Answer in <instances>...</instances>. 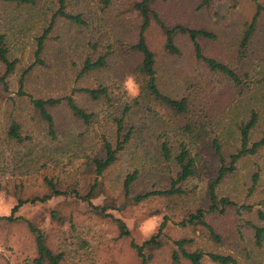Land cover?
I'll list each match as a JSON object with an SVG mask.
<instances>
[{
  "label": "rangeland",
  "instance_id": "1",
  "mask_svg": "<svg viewBox=\"0 0 264 264\" xmlns=\"http://www.w3.org/2000/svg\"><path fill=\"white\" fill-rule=\"evenodd\" d=\"M135 1L139 0H111L101 10L99 0H67L66 10L83 13L88 25L75 27L58 20L43 53L44 65L35 62L33 38L44 27L45 18L56 9L55 0H39L35 6L0 2V33L5 35L9 57L17 60L7 78V90L0 86V216L9 214L18 195L45 193L44 176L62 181L65 187L88 188L96 179L102 191L91 202L122 219L129 229L128 236L119 237L113 221L95 215L87 202L71 196L22 207L23 216L46 232L47 245L63 253V264H140L130 243H140L154 233L164 215L167 219L162 232L167 240L191 238L192 248L230 253L237 264H264V241L261 245L254 242L247 223L249 220L264 226V147L240 159L235 170L217 186L220 196H229L239 207L251 205L253 210L240 207V213L229 210L224 215L210 214L207 220L220 235V243L210 240L199 225L183 227L178 223L186 210L205 206L207 186L219 164L210 146L211 139L218 138L228 160V153L238 143L236 124L247 118L250 110H256L259 116L251 138L257 139L264 130V13L259 16L245 58L239 59L238 38L255 12L254 0H212L208 8L198 7L199 0L153 3L167 25L181 23L213 31L214 40H199L204 55L235 68L241 76L239 88L226 76L209 71L194 58L192 45L184 35L175 40L179 55L169 54L163 47L160 28L154 21L150 23L145 36L155 54L158 88L172 97L189 94L196 107V118L199 110L208 113L206 118H200L204 125L200 132L189 136L183 132L182 122L169 110L139 94L133 71L140 57L130 50L140 23L139 13L132 7ZM257 2L264 6V0ZM105 52H108L105 67L77 77L86 55L95 58ZM30 65L24 90L33 97H61L73 88L101 84L107 86L109 99L92 100L76 92L77 103L94 113V117L86 125L74 118L64 103L58 105L52 113L59 140L47 141L29 97L17 93L21 73ZM3 69L0 62V76ZM128 78L132 80L130 87L126 84ZM137 96L139 105L133 103ZM147 102L154 115L147 110ZM125 104L132 105L126 124H135L137 131L117 161L96 177L91 161L101 154L102 135L113 137L112 118L121 115ZM10 116L21 122L22 134L31 137L25 146L7 138ZM162 140H168L172 147L182 140L196 156V175L186 183L190 192L181 198L153 196L135 202L132 196L136 193L167 187L173 168L159 157ZM134 170L138 175L126 196L122 181ZM257 172L258 179L253 183L252 176ZM258 209L263 212L262 217L256 213ZM52 210L58 212L59 218L51 217ZM170 252L171 244L165 242L153 252L149 264H190L185 259L172 262ZM35 255L34 235L27 223L0 219V264H34ZM204 264L214 263L206 256Z\"/></svg>",
  "mask_w": 264,
  "mask_h": 264
},
{
  "label": "trees",
  "instance_id": "2",
  "mask_svg": "<svg viewBox=\"0 0 264 264\" xmlns=\"http://www.w3.org/2000/svg\"><path fill=\"white\" fill-rule=\"evenodd\" d=\"M66 1L67 0H55L56 9L48 18H45L44 27L34 35L33 55L36 63L43 65L46 64L43 58V53L47 46V41L53 38L50 35L56 28L55 26L58 20H64L68 25L75 27L86 28L88 25L83 13L66 10ZM254 1L255 12L251 19L244 24L238 38L236 50L239 59L245 58L248 45L255 35L259 16L261 13H264V6L260 2H257V0ZM0 2L35 6L39 0H0ZM110 2L111 0H99L101 10H104ZM154 2L155 0H139L133 2L132 4V7L138 11L140 16L136 41L132 42L130 45V50L134 53H138L140 57L133 73L139 84L140 96L148 98L149 101H154V104L159 105V107L164 108L165 110H169L174 117L178 118L182 122L183 132L192 136L193 133L200 132L202 127H204L200 118H206L208 113L206 114L202 110H199V116L196 118V107L194 105L193 98L189 94L172 97L161 92L158 88L155 78V54L149 48L145 36V31L150 23L154 21L160 28L164 37L163 47L169 54L179 55L180 49L175 40L177 36L184 35L192 45L194 58L207 67L209 71L226 76L233 82L234 86L239 88L242 83L241 76L235 68L230 67L215 58L204 55L199 40H214L216 35L213 31L205 27H191L181 23H176L171 26L167 25L160 17L158 11L153 7ZM211 2L212 0H199L198 7L208 8ZM8 52L9 49L5 42V35L0 33V62L4 66L0 76V86L3 91L7 90V78L14 71L17 63L16 59H11L9 57ZM107 54L108 52L99 53L95 58L90 55H86L77 72V77L80 78L91 71L100 70L105 67L108 64L106 57ZM31 68L32 65L23 69L19 78V89L17 93L21 96L29 97L28 99L32 112L43 124L46 132L45 138L47 141L53 142L59 140V131L56 126L55 117L52 113V109L58 105L64 103L72 116L83 124L88 125L94 117V113L87 112L77 103L74 97L76 92L82 93L92 100L109 99L107 86H103L101 84L96 87L73 88L70 93L61 97H33L26 90H24V80ZM133 103L139 105L140 97L137 96L134 98ZM131 107L132 105L125 104L121 115H114L112 118L113 137L102 135L100 148L101 154L91 161V166L96 177L102 175L106 169L117 161L120 153L124 150L126 145H128L134 133L137 131V126L135 124H126V120L128 121L126 115L131 110ZM146 108L153 115L155 114L148 105V102ZM258 120L259 116L257 111L250 110L248 117L242 119L236 124L238 143L234 149L228 153V160H226V157L223 155L218 138L214 137L211 139L210 146H212L215 156L219 159V164L215 168L214 178L209 180L205 206L199 205L190 210H186L178 222L181 226L196 227L199 225L207 231L210 240L218 244L221 241V237L216 232L214 226L207 220L210 214L224 215L229 210H234L235 212L240 213V207L247 209L249 212L253 211L251 205H241L239 207L238 203L229 196H220L216 189L220 181L227 174L235 170L236 163L240 159L248 155H253L264 147V130L257 139L251 138V132L258 123ZM21 131V122L14 116H10L7 128V138L9 141L25 146L26 143L30 141L31 137L29 135L22 134ZM159 152V157L162 160L169 162L173 168V172H171L172 174L168 179L167 187L136 193L132 196V200L135 202H139L153 196L167 199L181 198L190 192V188L186 186V183L196 175L197 163L196 156L192 154L186 142L178 140L176 146L172 147L168 140H162L159 145ZM137 175V170L125 175L122 181V189L126 196L129 195L132 184L136 180ZM257 179L258 172L254 173L252 176L253 183L256 182ZM43 182L46 187L45 193L29 197H21L18 195L16 202L10 209L9 214L0 216V219L6 220L7 222L21 220L27 223L31 233L34 235L36 248V255L32 259L34 264H63V253L55 252L52 248H50L46 242L47 235L44 229L23 216L22 207L26 205L35 206L38 203L46 204L51 199L58 196H71L76 200L87 202L95 215L113 221L118 228L119 237L129 235V229L122 219L115 217L112 213L108 212L106 207L97 206L91 202V200L98 196L102 191L101 186L96 179L88 186V188L73 185L65 187L62 181L54 180L48 176L43 177ZM256 211V213L262 217L263 212L260 209ZM57 213L58 212L56 210H52L51 217L59 218ZM166 219L167 216L164 215L163 222L160 224L158 229L140 243L131 241L130 245L136 251V254L140 259V264H149L153 256V252L163 246L165 242H170L171 244L170 257L174 263H179L181 259H185L190 264H204V258L207 256L214 264H237L236 259L230 253L204 251L202 248L198 247L192 248L193 239L191 238L180 237L177 239L167 240L162 232ZM247 223L251 226L254 242L257 245H261L264 241V226L254 224L249 220Z\"/></svg>",
  "mask_w": 264,
  "mask_h": 264
},
{
  "label": "clouds",
  "instance_id": "3",
  "mask_svg": "<svg viewBox=\"0 0 264 264\" xmlns=\"http://www.w3.org/2000/svg\"><path fill=\"white\" fill-rule=\"evenodd\" d=\"M126 84H127V86H129V87L132 85V80H131V78H128Z\"/></svg>",
  "mask_w": 264,
  "mask_h": 264
}]
</instances>
